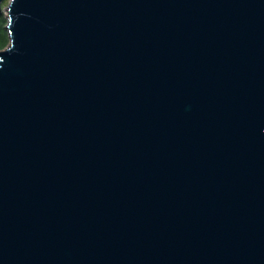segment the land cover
<instances>
[{"label":"water","instance_id":"water-1","mask_svg":"<svg viewBox=\"0 0 264 264\" xmlns=\"http://www.w3.org/2000/svg\"><path fill=\"white\" fill-rule=\"evenodd\" d=\"M6 11L0 264H264V0Z\"/></svg>","mask_w":264,"mask_h":264},{"label":"rangeland","instance_id":"rangeland-1","mask_svg":"<svg viewBox=\"0 0 264 264\" xmlns=\"http://www.w3.org/2000/svg\"><path fill=\"white\" fill-rule=\"evenodd\" d=\"M9 3H10V0H4L3 1V5H2V7H3V9H4V11L3 12H1L0 13V19H1V21H2V25L4 26V31L6 32V33H8V31H7V25H8V19H7V7H8V5H9ZM6 8V9H5ZM8 43H9V38H8ZM5 48H6V46H5ZM4 48V49H5ZM4 49H0V51H2V50H4Z\"/></svg>","mask_w":264,"mask_h":264},{"label":"trees","instance_id":"trees-1","mask_svg":"<svg viewBox=\"0 0 264 264\" xmlns=\"http://www.w3.org/2000/svg\"><path fill=\"white\" fill-rule=\"evenodd\" d=\"M8 45V33L4 31V26L0 19V49H4Z\"/></svg>","mask_w":264,"mask_h":264},{"label":"bare ground","instance_id":"bare-ground-1","mask_svg":"<svg viewBox=\"0 0 264 264\" xmlns=\"http://www.w3.org/2000/svg\"><path fill=\"white\" fill-rule=\"evenodd\" d=\"M6 9V8H5Z\"/></svg>","mask_w":264,"mask_h":264}]
</instances>
